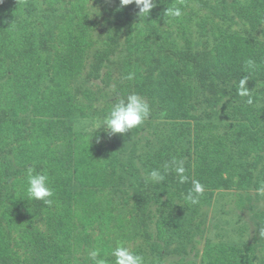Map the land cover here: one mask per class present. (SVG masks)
<instances>
[{
    "label": "trees",
    "instance_id": "obj_1",
    "mask_svg": "<svg viewBox=\"0 0 264 264\" xmlns=\"http://www.w3.org/2000/svg\"><path fill=\"white\" fill-rule=\"evenodd\" d=\"M110 2L0 0V264H76L80 246L95 243L111 255L110 240L102 243L96 233L115 222L124 230L107 195L119 170L133 178L142 216L153 201L158 204L153 249L162 264L165 248L184 235L183 208L165 191L151 200L143 172L169 166L183 149L194 159L184 164V175L204 188H264V0L202 1L210 18L195 23L192 0H154L148 17H139L134 3L121 7L116 0L110 5L114 32L100 48L92 7ZM169 6L180 7L182 16L165 15ZM213 17L226 25L216 21L207 32ZM175 26L184 45L171 33ZM194 26L204 47L192 44ZM127 34L135 56L131 89L147 101L150 115L180 121L182 132L170 148L142 159L143 167L131 156L122 161L111 145L72 122L94 109L90 91H83L88 102L80 98L77 80L90 64L89 77L101 78ZM244 78L252 104L238 95ZM204 92L211 107L221 106L231 120L230 132L197 113ZM29 167L49 176L51 204L27 198ZM156 185L167 190L163 182ZM256 258L253 245L208 240L200 264H258ZM104 260L114 264L109 255Z\"/></svg>",
    "mask_w": 264,
    "mask_h": 264
},
{
    "label": "rangeland",
    "instance_id": "obj_2",
    "mask_svg": "<svg viewBox=\"0 0 264 264\" xmlns=\"http://www.w3.org/2000/svg\"><path fill=\"white\" fill-rule=\"evenodd\" d=\"M202 1H207L210 4L217 3V0H192L191 15L194 23L202 17L210 18L208 17L209 9L201 6ZM115 3L116 0H111L109 6L103 4L92 7L91 18L95 21L94 37L97 47L103 48L104 42L108 41L109 36L114 32V15L111 13L110 5ZM212 20L213 23L208 24L207 32H210L217 22L219 25H226L218 17H213ZM196 29L197 27L194 26V34L191 36L192 44L196 48L204 47L205 38ZM172 32L174 33L173 37L181 45H184L185 41L180 37L178 26L171 27ZM173 39L171 35L170 42H173ZM91 67L90 64L84 75L77 80V84L81 89L80 98L87 102L89 100L86 99L83 91H90L94 109L89 111L86 117L75 116L72 122L77 130L88 132L97 138L93 127L94 122L102 119L119 99L134 92L129 85V79L126 78L129 73L132 74V70L135 68V56L130 52L128 34L121 39L115 53L102 71L101 78L92 79L89 77ZM209 96V92L201 94L197 113L203 121L217 124L220 131L230 132L231 120L225 117L221 106L211 107L208 102ZM179 122L165 118L161 113H152L141 126L131 129L125 134H116L111 138L104 136L99 142L111 145L122 161H126L131 156L142 166V159L161 148H170L168 146L182 136ZM180 152L182 155L178 156L177 161L182 160L183 165L188 160L194 162L193 157H189L186 153V149ZM247 158L251 160V154ZM172 162H168V171L163 182L167 186V190H162L159 185H156L158 183L149 179L148 174L151 170L144 169L143 172L146 182L144 189L151 200H154L152 198L157 191H165L172 195L183 208L180 225L184 235L176 236L172 244L165 248L162 264H200L203 248L208 240H224L240 246L253 245L256 248V261L258 264H264V193L255 188L247 190L236 187L215 190L204 188L198 203L192 204L185 197L189 189L192 188L193 181L196 180L191 177L181 182ZM164 167L162 165L159 170L164 172ZM136 189L133 178L122 170L110 178L107 195L113 199L115 214L124 219V230L118 229L115 222L111 230L100 227L96 237H102V243L110 240L113 248L118 245L129 248L130 251L143 257L144 264H159L153 249V243L157 236L158 204L153 201L148 214L142 216L136 207ZM166 198L167 194L163 199ZM93 249L99 250L102 259L106 255L115 259L110 254H104L102 247L95 243L89 249L85 248V245L80 246L75 255L76 264H90L88 252Z\"/></svg>",
    "mask_w": 264,
    "mask_h": 264
},
{
    "label": "clouds",
    "instance_id": "obj_3",
    "mask_svg": "<svg viewBox=\"0 0 264 264\" xmlns=\"http://www.w3.org/2000/svg\"><path fill=\"white\" fill-rule=\"evenodd\" d=\"M135 4L138 9V16H149L151 10L155 7L154 0H120V6L124 7L129 4ZM165 15L172 18L182 16V10L177 6H169L164 12ZM132 79L129 73L126 77ZM246 78L240 81L238 95L248 96L247 103L252 104L250 92L244 87ZM150 115V106L147 101L138 93H129L126 97L119 99L114 103L110 111L102 119L94 122L95 135L99 142L102 137L111 138L116 134H125L131 129L141 126ZM172 166L179 176L181 182L187 177L184 176L185 168L183 161L173 160ZM168 171V165L165 166L164 172L159 169H153L148 174L149 179L154 183H162ZM26 195L30 200L43 201L45 204H51L53 190L50 187V178L47 173L37 172L34 168L29 167L26 171ZM264 193V188L259 189ZM204 192V186L199 181H193L192 188L186 194L185 199L192 204L198 203L199 196ZM111 256L114 257V264H144L143 257L129 250V248L118 245L111 250ZM90 264H106L105 260L100 258L98 249L88 252Z\"/></svg>",
    "mask_w": 264,
    "mask_h": 264
}]
</instances>
